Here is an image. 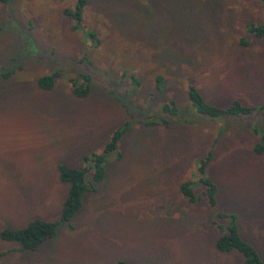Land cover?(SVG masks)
Segmentation results:
<instances>
[{"label": "rangeland", "instance_id": "374dc122", "mask_svg": "<svg viewBox=\"0 0 264 264\" xmlns=\"http://www.w3.org/2000/svg\"><path fill=\"white\" fill-rule=\"evenodd\" d=\"M75 1L0 5V71L12 72L0 77V231L57 220L66 191L56 166L79 168L82 157L99 153L130 121L126 106L133 125L118 143L120 158L109 156L103 180L70 222L34 252L0 241V264H242L213 249L216 212L237 216L241 237L264 263V153L252 154L249 130L250 122L264 129V118L139 124L172 99L186 106L188 83L217 106L264 103V39L245 30L260 22L257 0H85L82 27L94 32L96 47L63 14ZM54 71L52 91L39 90L35 79ZM80 73L91 79L83 99L68 84ZM156 75L164 78L160 93ZM208 151L213 209L177 190L196 180L195 163Z\"/></svg>", "mask_w": 264, "mask_h": 264}, {"label": "trees", "instance_id": "16d2710c", "mask_svg": "<svg viewBox=\"0 0 264 264\" xmlns=\"http://www.w3.org/2000/svg\"><path fill=\"white\" fill-rule=\"evenodd\" d=\"M257 2L261 7L260 22L246 24L245 30L255 39H264V0H257ZM8 4L9 0H0V5ZM84 7L85 0H77L70 9H65L63 14L71 20L73 30L81 33L83 42L96 47L99 45V41L96 39L94 32L82 27ZM239 45L244 48L248 44L244 40H239ZM79 62L88 64L85 56H82ZM11 75L12 72L0 71V77L4 80L8 79ZM57 77V71L50 72L35 79V85L41 91L50 92L54 87ZM130 80L133 87H138L139 82L133 76H130ZM90 81V76L86 73H80L75 78L68 79L70 94L77 99L86 98L90 91ZM163 85V76L156 75L154 77L155 91L162 92ZM185 98L187 101L186 106L178 107L172 99L158 107V114L141 118L139 124L146 128L162 127L166 129L171 122H174L173 120L196 123L197 120L221 122L227 119L240 121L257 116L259 119L264 118V103L245 106L237 100H232L225 107L217 106L208 103L192 83H188L186 86ZM130 112L128 106H126V113L130 121L125 120L123 124L113 130L99 153H91L82 157L83 165L81 167L76 168L64 164L56 166L57 179L60 184L65 186L66 191L57 220L44 221L33 219L28 221L24 226L15 227L14 229L4 228L0 231V241L3 243H14L20 251L34 252L44 242L55 236L59 223L68 224L80 210L83 195L89 190L94 191L93 186L103 180L105 164L109 156L115 154L116 159L120 158V154L117 153L118 143L133 125ZM249 130L256 136V142L252 146L251 152L256 156H260L264 153V129L256 122H250ZM211 158L212 151H208L204 157L198 159L195 163L196 180L180 183L177 190L187 203L195 204L203 200L208 208L213 209L216 206L217 186L206 176V167ZM87 175L91 178L90 182L86 179ZM213 219L212 225L216 230V236L212 242V246L217 253H235L241 258L242 264H264L256 249L241 237L235 214L216 212L213 215ZM113 264L126 263L116 261Z\"/></svg>", "mask_w": 264, "mask_h": 264}]
</instances>
